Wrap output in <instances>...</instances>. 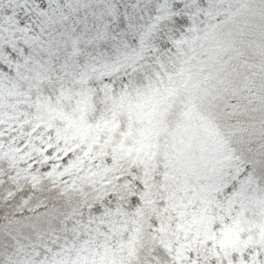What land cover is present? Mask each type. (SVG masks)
<instances>
[{
    "label": "snow or ice",
    "instance_id": "1",
    "mask_svg": "<svg viewBox=\"0 0 264 264\" xmlns=\"http://www.w3.org/2000/svg\"><path fill=\"white\" fill-rule=\"evenodd\" d=\"M0 264H264V0H0Z\"/></svg>",
    "mask_w": 264,
    "mask_h": 264
}]
</instances>
